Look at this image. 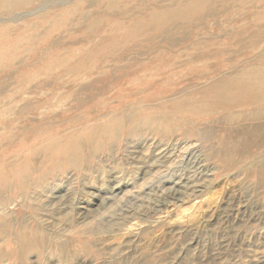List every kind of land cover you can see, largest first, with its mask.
<instances>
[{
	"label": "rangeland",
	"instance_id": "1",
	"mask_svg": "<svg viewBox=\"0 0 264 264\" xmlns=\"http://www.w3.org/2000/svg\"><path fill=\"white\" fill-rule=\"evenodd\" d=\"M252 74L264 0H0V264H264V136L201 130Z\"/></svg>",
	"mask_w": 264,
	"mask_h": 264
},
{
	"label": "bare ground",
	"instance_id": "2",
	"mask_svg": "<svg viewBox=\"0 0 264 264\" xmlns=\"http://www.w3.org/2000/svg\"><path fill=\"white\" fill-rule=\"evenodd\" d=\"M242 76H244V75H242ZM242 76H240V77H242ZM263 96H264V77H258L255 74H252V75H249L248 77L238 79L237 81L228 82V83L223 84V87L218 92L214 93L213 95L207 96L208 98L204 101V103L206 102L209 105V108H212L216 111V113L214 115L219 116L220 115L219 113L221 111L224 112L226 110V108L230 109V106L233 103L239 102L240 104L239 103L238 104L240 106L245 107V105H247V107H248V106H252L253 104L256 105V104L263 102V100H264ZM199 97H202V96H199ZM211 97H212V99H211ZM195 102H196V100H195ZM197 103H199V102H197ZM199 106H201V105H199ZM196 108H197V110L200 109L198 107H196ZM190 110L194 111L195 113L198 112V111H196V109L194 110V107ZM230 118H231V116H230ZM230 118H223V117L220 118L219 117V118L215 119L214 122H217L219 125H218V127H216L214 129V131L212 133H209L206 130V127L210 123L206 122V121H204L205 123L201 122L204 124L201 127V130H203L202 132H205L207 135L212 134V136H213V141H212L213 143L210 146L211 149L214 152L216 150L221 151L224 159L233 158L235 156L237 158L239 155H241L243 153V150H249L248 147L250 145V142L254 141L256 139L257 134H261L262 137L264 136V131H263L264 128L259 129V130L256 128H244V127H241L243 125H237L239 123V121H237V123H236L234 118L233 119L232 118L230 119ZM226 126L227 127L229 126L228 129L223 130V128ZM222 130L225 132V134H221ZM220 139H221V141H219V143H218V140H220ZM210 143H211V141H210ZM216 143H218V144H216ZM252 151H254V150H252Z\"/></svg>",
	"mask_w": 264,
	"mask_h": 264
}]
</instances>
